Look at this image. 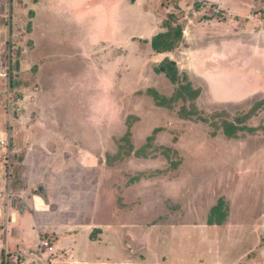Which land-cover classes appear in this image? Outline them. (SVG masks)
<instances>
[{
	"label": "rangeland",
	"instance_id": "obj_1",
	"mask_svg": "<svg viewBox=\"0 0 264 264\" xmlns=\"http://www.w3.org/2000/svg\"><path fill=\"white\" fill-rule=\"evenodd\" d=\"M47 1L0 5V127L11 125L17 157L12 186L4 174L0 185V264H71L68 250L42 245L63 234L41 232L37 251L12 253L10 219L28 172L38 180L30 193L44 188L51 212L75 206L66 220L95 221L80 231L97 241L78 243L77 259L264 264V0H238L244 16L218 3L100 0L99 16L81 22L70 0H57L64 11ZM179 27L172 53L153 51V36ZM167 58L175 84L156 72ZM27 95L28 120L16 126Z\"/></svg>",
	"mask_w": 264,
	"mask_h": 264
},
{
	"label": "crops",
	"instance_id": "obj_2",
	"mask_svg": "<svg viewBox=\"0 0 264 264\" xmlns=\"http://www.w3.org/2000/svg\"><path fill=\"white\" fill-rule=\"evenodd\" d=\"M60 1L63 2L64 0H60ZM99 1L100 0H70V5L68 6V8L74 11L73 12L74 16L78 18L79 21L81 22V20H83L84 17L94 16L96 14L97 16H99V11H97L98 9L97 6L99 4ZM117 1L119 2V5L125 4V7H126V3L130 2L129 3L130 8L136 3H141L139 0H133V1L132 0H117ZM183 1L184 3H189V4L190 2L192 3L208 2L211 4L218 3L225 10H228V11L231 10L232 12L235 11V13H241V15L243 16L249 11L248 8H245L240 2H238V0H235V1L233 0L232 1H229V0H183ZM1 3H2V0H0V5ZM43 3H44V0H39L38 7L41 8ZM47 3H48L47 7L52 6L55 8V10H58V11L67 10V6H64V8L60 7L61 9H58L57 7H55L57 0H48ZM130 8H129V11H130ZM2 36H3V29L0 27V66L3 64V43L1 42ZM2 78L3 76L1 73V69H0V106L4 98V96L2 95V91H1V88H2L1 85L3 82ZM16 85L19 86L18 84ZM25 98L26 100L23 102L24 115L22 116V118H20L21 120L17 121L16 126L18 124L19 125L22 124L23 119L28 120L29 114L27 111L28 110L27 105L30 104V102L28 101L29 100L28 95ZM3 115H4V111L2 110V112H0V117L2 116L0 118V121L3 118ZM0 129L2 128L0 127ZM16 141L17 140L14 139L15 144L17 143ZM57 146H59V148L62 147V145H59V144H57ZM80 156L74 155L72 158H74V161L76 162H82L84 156L83 155H80ZM53 159H55V157H53ZM14 161H17V157H15ZM40 168H43L44 172H47V171L50 172L49 170H47L44 164L43 165L39 164L38 169ZM14 170H15V166H14ZM3 172L4 170H3V166L0 160V185L2 186V190H3V185H4V181L2 180ZM22 177L24 179L23 181H26V182H24L20 186V189L18 190L21 191L22 197L24 198V202L20 206L19 205L15 206L14 207L15 209L13 208L14 210L11 214V219H10L11 222L13 223V226H12L13 227L12 228L13 237L11 240L12 253H14L15 255H20V256L25 257V255L32 253L31 252L32 250L37 251L38 245L40 243L39 236L41 232L47 233L49 235H54L56 233V234H63L65 236L62 237L59 241H57L53 245V247L49 246V251H53L54 253H57V252H62L64 250H68V253H70V256L66 258H67V261L70 262L71 264H91L92 262H89L90 260L86 259L85 256L80 259H77L79 255H78V250H77L76 245L80 243L81 241L84 242L85 239H87V237L89 239V236L91 239V236L92 234H94L95 231L91 233V232H84L80 230H82L85 227L87 228V227L96 226L95 221H90V223H85L81 219H78L79 218L78 216H75L70 221L68 219L66 220L65 217H70V216H73L74 214L75 215L77 214V210H76L77 207L75 206L71 207L68 205V206L62 207L57 213L51 212L49 210V208H51L48 203L49 201L47 199H44L42 196L45 191L44 188L40 189V193H41L40 196H35L34 194L30 193V191L34 190L32 188L34 184H36V180H37L36 175L33 174V177H32V173L28 172L24 174V176ZM45 186H46V189H49L50 185L48 184V181L47 183H45ZM66 193L67 192L65 191L60 192V194L62 195ZM29 196H32V198L30 199ZM0 197H1V194H0ZM0 203H1V199H0ZM70 211L72 212L73 215L69 213ZM15 213H16V217H15V220H13V214ZM1 216H2V210H1V204H0V217ZM3 219L4 218H0V223L3 222ZM30 220H34L32 221L33 224L31 225V228L33 229V233L30 235V238H27V232L29 231V229H31L30 226L27 227V224H29ZM41 220L47 221V223L46 224L43 223L45 224L43 225L42 223H40ZM42 227H46V228L42 229ZM96 230H99V229H96ZM81 233L83 234L81 235ZM92 241H97V239L95 238V240H92ZM87 245L91 248H94L93 243L88 242ZM14 259L16 260V262H18V258H14Z\"/></svg>",
	"mask_w": 264,
	"mask_h": 264
},
{
	"label": "trees",
	"instance_id": "obj_3",
	"mask_svg": "<svg viewBox=\"0 0 264 264\" xmlns=\"http://www.w3.org/2000/svg\"><path fill=\"white\" fill-rule=\"evenodd\" d=\"M182 36L183 30L180 27L168 33L158 34L151 40L153 51L157 54L172 53L177 48V44L182 39ZM156 72L158 74H164L174 84L179 80L177 64L169 58L165 59L161 63V65L156 69ZM228 134L231 135L230 133ZM216 210L217 208H214L213 214ZM216 225H220V222ZM91 239L95 240L94 234H92Z\"/></svg>",
	"mask_w": 264,
	"mask_h": 264
},
{
	"label": "built area",
	"instance_id": "obj_4",
	"mask_svg": "<svg viewBox=\"0 0 264 264\" xmlns=\"http://www.w3.org/2000/svg\"><path fill=\"white\" fill-rule=\"evenodd\" d=\"M9 83L11 84L10 78H9ZM8 100H10V102H9V107L7 108V116L11 120L14 118L17 112L16 110H18V108H14L11 94H9ZM0 134H2V136H0V160H3V163L1 164L4 170L3 174L5 177L6 188L10 189V187L13 184V182L11 183V179L12 177L14 178L13 156H14V160L16 156L13 145V134H12L11 125L9 124V126L2 128ZM42 245L45 248H49L50 246L48 242H43Z\"/></svg>",
	"mask_w": 264,
	"mask_h": 264
},
{
	"label": "water",
	"instance_id": "obj_5",
	"mask_svg": "<svg viewBox=\"0 0 264 264\" xmlns=\"http://www.w3.org/2000/svg\"><path fill=\"white\" fill-rule=\"evenodd\" d=\"M15 217H16V213H15V214H13V220H15Z\"/></svg>",
	"mask_w": 264,
	"mask_h": 264
}]
</instances>
